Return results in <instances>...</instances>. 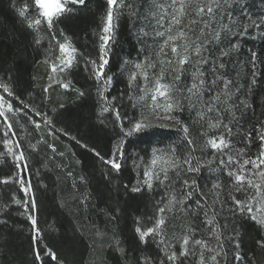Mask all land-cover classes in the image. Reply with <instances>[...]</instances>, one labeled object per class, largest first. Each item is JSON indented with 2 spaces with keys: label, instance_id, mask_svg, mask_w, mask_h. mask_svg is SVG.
<instances>
[{
  "label": "snow or ice",
  "instance_id": "1",
  "mask_svg": "<svg viewBox=\"0 0 264 264\" xmlns=\"http://www.w3.org/2000/svg\"><path fill=\"white\" fill-rule=\"evenodd\" d=\"M105 4L94 32L93 56L58 28L61 18L86 7V0H24L19 6L12 0L34 51L41 55L36 63L47 72L44 100L54 89L85 97L88 93L72 78L75 69L83 68L94 85L96 122L106 126V117H113L118 132L107 155L70 138L101 162L108 183L131 162L136 178L123 185L124 195L151 197L143 209L135 210L133 231L140 244H151L155 254L141 250L130 255L114 229L92 219L97 208L86 187L88 178L74 177L66 153L54 143L57 133H69L57 128L43 107L17 94L11 71L0 74V162H11L10 174L0 177V186L16 190L8 201H0V216L8 215L13 205L23 208L19 214L30 224L32 264H45V257L52 264H65L53 248L38 246L43 237L29 159L43 146L44 167L51 164L72 181L70 196L77 209L73 237L86 236L92 253L85 264H107L109 251L121 258V264H264V104L257 115L251 102L253 90L264 80V48L249 47L256 40L264 44V9L252 11L247 0H105ZM124 15L137 37V55L123 60L122 71L109 74ZM124 72L125 88L113 94L114 83ZM153 127L174 130L176 139L143 149V155L129 153V139ZM27 137L35 143L29 142L26 149ZM116 192L119 197L118 185ZM118 205L117 199V206L99 212L114 224L122 213ZM248 223L258 228L250 252L244 253L240 229Z\"/></svg>",
  "mask_w": 264,
  "mask_h": 264
},
{
  "label": "trees",
  "instance_id": "2",
  "mask_svg": "<svg viewBox=\"0 0 264 264\" xmlns=\"http://www.w3.org/2000/svg\"><path fill=\"white\" fill-rule=\"evenodd\" d=\"M24 0H18L19 4ZM252 11L264 9V0H247ZM87 6H79L74 14L61 18L58 28H63L71 35L82 51L95 56L96 37L100 18L106 7L105 0H86ZM131 21L127 15L121 17L116 33L115 55L110 62L111 70L109 74L122 71L124 59H134L137 55V37L130 28ZM31 34L18 19L12 7V0H0V74L11 71L13 81L16 85L17 94L28 102L40 105L53 118L57 128H64L69 135L65 136L57 133L58 138L54 141L58 151L66 153V163L69 171H73L74 177L83 174L88 178V190L91 191L93 201L96 204V211L91 212L92 219L100 227L114 229L130 255H138L141 250L146 254L154 255L155 250L149 245L140 244L133 228V216L136 209H143L149 202L148 193L143 195L125 196V183L135 181V171L131 162L126 163L119 175L113 174L112 183H108L101 174V162L88 150L95 148L102 155L110 153L112 141L118 132L111 123L113 117L107 116V125L101 126L96 122L95 117V96L93 93V82L88 79L83 68L75 69L72 78L78 86L82 87L88 94L80 99L76 98L74 92H65L62 89L50 91L49 99L44 100L42 87L47 83V72L43 65L36 61L41 59L40 53L34 51L31 45ZM260 51L264 48L259 40L249 44ZM264 55V52L261 53ZM127 73L119 76L113 86V94L125 88ZM33 77L37 79L34 81ZM32 96L29 97V93ZM264 80L253 90L251 102L253 103L257 115L264 104ZM59 104H64L65 108L60 109ZM47 105L46 107H44ZM55 109V111H53ZM129 111V115H131ZM28 132H32L28 126ZM24 135L23 133H19ZM34 135V134H33ZM75 136L83 144L88 145V149L83 148L70 137ZM50 140V137H46ZM176 139L174 130L162 127H153L145 133L138 134L129 139L127 150H133L143 155V149H150L153 146L163 147ZM35 143L31 137H27L24 146L27 149L28 143ZM46 149L41 146V150L30 153L29 165L33 192L35 193L37 210L36 216L39 227L42 231V241L39 247L44 244L57 251L59 256L65 260V264H85L91 259L92 253L89 248L90 241L85 236L80 238L77 234L73 237V227L77 220V209L72 203L70 192V179L65 178L63 170L56 169L47 163ZM73 153L75 156L73 157ZM50 155V153H49ZM82 161L76 164V160ZM11 162H0V177L10 174ZM119 186V197H117L116 186ZM15 186H0V201H8ZM81 191L85 187L81 186ZM21 199L23 194L17 193ZM122 213L113 224L109 223L99 209H109L117 206ZM63 205V206H62ZM23 208L13 205L8 215L0 216V219H7V224L0 223V264H32L31 252V231L30 224L26 216L20 215ZM258 226L253 223L245 224L240 230L244 238L242 251L249 253L252 248V237L256 235ZM107 264H121V258L114 252L105 253ZM245 261L247 256L244 257ZM45 264H52L50 258L45 257ZM242 264V262H237Z\"/></svg>",
  "mask_w": 264,
  "mask_h": 264
}]
</instances>
